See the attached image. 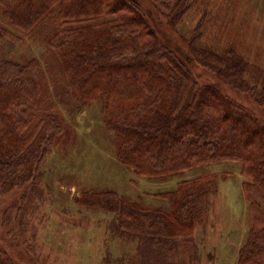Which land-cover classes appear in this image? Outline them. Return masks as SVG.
<instances>
[{
    "label": "trees",
    "instance_id": "trees-1",
    "mask_svg": "<svg viewBox=\"0 0 264 264\" xmlns=\"http://www.w3.org/2000/svg\"><path fill=\"white\" fill-rule=\"evenodd\" d=\"M195 1L145 9L141 0H0V195L22 192L6 224L30 223L46 199L43 164L56 148L70 167L76 162L70 118L98 103L116 161L137 176L239 162L251 218L238 264H264V65L234 48H200L196 37L187 42L192 62L232 92L199 79L162 32L175 30ZM84 187L77 203L115 217V236L138 245L136 264H176L181 238L217 191L203 174L160 194L166 208L147 210L114 190ZM0 264L19 262L0 245Z\"/></svg>",
    "mask_w": 264,
    "mask_h": 264
},
{
    "label": "rangeland",
    "instance_id": "rangeland-1",
    "mask_svg": "<svg viewBox=\"0 0 264 264\" xmlns=\"http://www.w3.org/2000/svg\"><path fill=\"white\" fill-rule=\"evenodd\" d=\"M155 2L161 0L140 3L145 9H153ZM174 28L162 30L166 44L188 65L192 64L199 79L220 85L224 91L232 92L192 62L187 42L199 37L196 45L200 48L217 53L234 48L247 60L264 65V0H196ZM231 95L260 111L234 92ZM62 106L67 109L72 104L63 99ZM70 119L76 128L77 153L71 157L76 162L70 167V159H62L57 148L48 157L42 167L48 180L42 183L46 199L38 204L25 229L15 221L4 222L6 210L22 192L0 195V245L19 264H136L138 245L115 236V217L77 203L79 194L87 189L84 186L114 190L137 201L143 209L155 210L167 207L168 202L160 194L208 173L217 191L211 195L204 220L195 226L191 236L181 238L180 260L176 264H238L251 218L239 162L201 165L163 179L140 177L116 161L115 138L104 124L100 104Z\"/></svg>",
    "mask_w": 264,
    "mask_h": 264
}]
</instances>
